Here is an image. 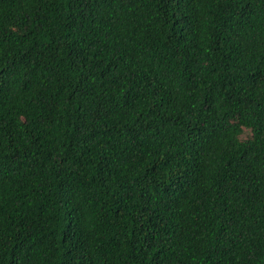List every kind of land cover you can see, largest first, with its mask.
Listing matches in <instances>:
<instances>
[{"label": "trees", "instance_id": "16d2710c", "mask_svg": "<svg viewBox=\"0 0 264 264\" xmlns=\"http://www.w3.org/2000/svg\"><path fill=\"white\" fill-rule=\"evenodd\" d=\"M0 264H264V0H0Z\"/></svg>", "mask_w": 264, "mask_h": 264}]
</instances>
